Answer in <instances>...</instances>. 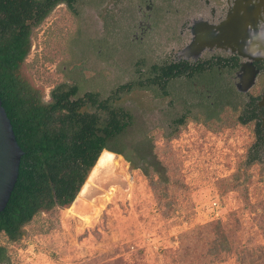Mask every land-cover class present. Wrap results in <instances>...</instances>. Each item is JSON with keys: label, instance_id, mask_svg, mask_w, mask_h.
<instances>
[{"label": "rangeland", "instance_id": "374dc122", "mask_svg": "<svg viewBox=\"0 0 264 264\" xmlns=\"http://www.w3.org/2000/svg\"><path fill=\"white\" fill-rule=\"evenodd\" d=\"M84 1L91 3L80 6L77 14L53 9L33 30L26 68L46 99L50 88L63 80L76 82L80 91L105 93L133 78L136 60L145 62L143 68L161 62L172 45L168 33L159 29L162 34L150 36L138 54L125 39L122 5L112 1L115 21L108 26L104 0ZM259 87L250 93L257 94ZM186 90L174 88L170 95L156 97L154 91L136 87L125 95L127 105L138 115L144 111L141 119L151 121L156 153L171 179L170 206L157 201L139 169H130L119 154L103 152L68 207L37 214L16 242L0 233L10 263L239 264L235 253L240 244L248 247L246 253L257 246L264 252V159L245 166L246 150L257 135L256 121L238 120L249 95L236 92L233 105L225 104L224 110L225 100L219 102L214 111L219 118L188 113L185 126L165 139L164 122L181 109L178 103ZM169 101L177 104L165 110ZM215 220L231 239L232 252L206 253L214 233L201 225ZM189 242V253L182 256Z\"/></svg>", "mask_w": 264, "mask_h": 264}, {"label": "trees", "instance_id": "16d2710c", "mask_svg": "<svg viewBox=\"0 0 264 264\" xmlns=\"http://www.w3.org/2000/svg\"><path fill=\"white\" fill-rule=\"evenodd\" d=\"M74 1L68 0V5L71 7ZM56 2L0 0V99L17 143L23 150L17 180L0 211V233L10 242L25 235V226L37 214L68 207L104 150L121 155L130 169H139L158 202L165 200L167 206L172 202L168 201L167 195L170 175L156 153L151 121L141 119L144 111L138 115L127 105L125 95L136 87L154 91L156 97L170 95V82L174 76L180 75V70L174 71L177 65L165 61L150 63L143 68L141 65L145 62L140 60L132 79L105 93L80 91L76 82L63 80L50 88L46 99L43 87L28 74L26 57L32 45L34 28L49 15ZM235 93L226 91L221 109L225 104L231 106ZM187 97L178 103L181 105L178 113L164 122L168 132L165 139L174 137L187 123L190 113ZM176 104L169 101L165 110ZM252 105V100L242 105L238 117L241 123L256 119ZM205 113L219 118V111ZM255 131L257 135L245 153L246 167L264 159V133L258 121L255 122ZM233 175L237 180L238 173ZM201 226L212 227L214 233L206 242L209 244L208 255L232 252V241L224 233L219 220ZM239 246L240 250L235 253L239 264H264L261 246L250 249V253H246L248 247L244 244ZM190 248V242L184 244L181 255L188 254ZM236 248L234 245L233 250ZM0 264H11L8 249L2 243Z\"/></svg>", "mask_w": 264, "mask_h": 264}, {"label": "flooded vegetation", "instance_id": "af4514ba", "mask_svg": "<svg viewBox=\"0 0 264 264\" xmlns=\"http://www.w3.org/2000/svg\"><path fill=\"white\" fill-rule=\"evenodd\" d=\"M112 1L104 0L109 9L108 26L115 21L113 7H109ZM114 1L122 5L120 18L123 15L127 20L125 39L136 53L141 54L150 36L162 34L159 29L168 33L166 40L172 45L161 61L176 64L174 71L180 70L170 82V91L187 89L184 94L192 99L185 98L189 112H214L227 90L242 91L252 100L255 121L264 133V58H251L264 51L256 39L264 37V0ZM89 3L76 0L70 7L68 0H57L53 9L64 7L77 14L80 6ZM173 26H178L177 31ZM257 84L258 93H250Z\"/></svg>", "mask_w": 264, "mask_h": 264}, {"label": "water", "instance_id": "95a60500", "mask_svg": "<svg viewBox=\"0 0 264 264\" xmlns=\"http://www.w3.org/2000/svg\"><path fill=\"white\" fill-rule=\"evenodd\" d=\"M239 29L240 31L243 29L241 24H239ZM256 39H258L257 41H259V44H261L263 50L264 37L261 36L257 37ZM256 39L254 37V40ZM255 44L254 46H256ZM251 58H264V51L260 52V54L258 53L256 57L252 56ZM22 153L23 150L17 143L10 119L7 116L0 99V211L4 209L17 180Z\"/></svg>", "mask_w": 264, "mask_h": 264}, {"label": "crops", "instance_id": "0c3cea01", "mask_svg": "<svg viewBox=\"0 0 264 264\" xmlns=\"http://www.w3.org/2000/svg\"><path fill=\"white\" fill-rule=\"evenodd\" d=\"M103 152H107V151L104 150V151H102V153H103ZM102 153H101V154H102Z\"/></svg>", "mask_w": 264, "mask_h": 264}]
</instances>
